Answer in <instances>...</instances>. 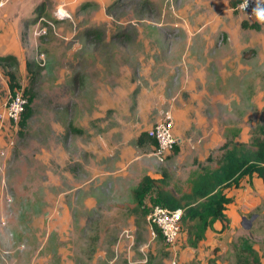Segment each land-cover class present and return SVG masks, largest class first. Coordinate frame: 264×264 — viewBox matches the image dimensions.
Instances as JSON below:
<instances>
[{
  "label": "rangeland",
  "instance_id": "obj_1",
  "mask_svg": "<svg viewBox=\"0 0 264 264\" xmlns=\"http://www.w3.org/2000/svg\"><path fill=\"white\" fill-rule=\"evenodd\" d=\"M64 1L0 6V20L26 34L7 53L17 63L0 62V264H234L242 240L264 261L261 180L243 177L226 227L196 246L184 226L167 246L123 206L151 167L182 187L198 163L220 155L229 127L244 141L264 137V22L228 0ZM27 59L42 67L35 79ZM8 68L30 98L24 126L4 115ZM175 111L190 124L175 130L181 140L163 160L136 146V132L167 113L175 124ZM131 151L151 167L135 171Z\"/></svg>",
  "mask_w": 264,
  "mask_h": 264
},
{
  "label": "trees",
  "instance_id": "obj_2",
  "mask_svg": "<svg viewBox=\"0 0 264 264\" xmlns=\"http://www.w3.org/2000/svg\"><path fill=\"white\" fill-rule=\"evenodd\" d=\"M240 0H228L232 8ZM45 3L41 2L35 9L39 14L44 9ZM27 21V19H26ZM242 21V25H246ZM258 28L257 23L250 24ZM0 62H6L10 66L17 63V57L13 54L0 55ZM26 69L35 79L42 69L35 60L25 61ZM4 67V66H3ZM5 68V67H4ZM8 76V87L10 92L20 88L16 73L11 68L5 69ZM27 95L26 93L24 94ZM21 114L18 124L24 126L28 116V100ZM231 131V137L227 138L220 146L221 153L215 158L211 153L206 157L207 163H198L192 169L182 187H175L171 184V174L165 167L161 168V176L152 177L144 174L131 191V200L124 203L135 219L145 218L150 207L155 204L170 209L182 208L181 226H184L187 233V242L196 246L204 238L205 232L213 228L216 220L222 222V229L228 222L227 205L232 197L227 195L226 189L240 185L243 177H259L264 183V137H255L251 141L238 139L239 128H227ZM138 145L154 144L147 131H141L136 137ZM149 197L150 206L144 202ZM156 236L163 239L162 232L156 225H153ZM238 259L234 264H264L258 251L246 240H242L237 248Z\"/></svg>",
  "mask_w": 264,
  "mask_h": 264
},
{
  "label": "built area",
  "instance_id": "obj_3",
  "mask_svg": "<svg viewBox=\"0 0 264 264\" xmlns=\"http://www.w3.org/2000/svg\"><path fill=\"white\" fill-rule=\"evenodd\" d=\"M5 0H0V6ZM236 9H239L250 19H258V14L264 13V0H240L236 4ZM27 103V97L22 90L11 92L4 107V115L11 120L15 125H18L21 114ZM147 134L154 139L155 150L154 154L159 160H163L170 151L173 150L177 143V136L173 130L172 116L167 113L164 118L147 130ZM182 208L170 209L165 206L155 204L150 207L146 214V219L150 224L152 233L156 234L153 225H156L163 234V240L169 247H174V242L179 236L181 228ZM170 264H176L173 259Z\"/></svg>",
  "mask_w": 264,
  "mask_h": 264
},
{
  "label": "crops",
  "instance_id": "obj_4",
  "mask_svg": "<svg viewBox=\"0 0 264 264\" xmlns=\"http://www.w3.org/2000/svg\"><path fill=\"white\" fill-rule=\"evenodd\" d=\"M54 3L58 2V7H62V5L65 3L64 0H53ZM5 4V2H4ZM2 7V6H1ZM4 17H8V14H4L3 15ZM28 19V17L24 18L23 21H22V26L23 24H25V20ZM24 34L23 31L21 32V25H18L17 27L14 26L13 24H8L5 20H0V55L1 54H7V53H13V52H16V50L19 49V47L21 48V39H24ZM10 37H13V39H9ZM209 41L210 43V40H207ZM208 43V45H209ZM18 55V54H17ZM19 56V55H18ZM174 121H175V124L173 122V130H174V133L177 132V134H180L182 133V131L184 132L185 130L187 131V127L189 126L190 122H189V119L187 118V116H185V112H174ZM149 127V126H148ZM148 127L143 130V131H146L148 129ZM175 130H177L175 132ZM139 132V131H138ZM141 132V130H140ZM139 132V133H140ZM139 133H135L134 134V140H135V143H136V137ZM179 137V136H178ZM177 137V142H180L181 138L178 139ZM238 138V137H237ZM145 145H149L147 147H153L155 148V143L154 144H151V143H147V144H143V145H138L136 143V146L141 148V147H144ZM149 150V149H147ZM139 156V157H138ZM141 155H137V153H133V151H131L130 153H127L126 152V157L129 159H131V163L134 162V161H137V164L138 166H132V168H134L135 171H139V170H142L143 167L146 165V164H150V162L145 158V157H140ZM139 159V160H137ZM142 159V160H141ZM118 164H124L122 161H119ZM147 167L150 166V165H146ZM145 166V167H146ZM151 167V166H150ZM161 171V170H160ZM145 173L144 174H148L152 177H159L161 176V172L158 174V175H154V173H152V167L151 169L149 170H146L144 171ZM144 174L138 176V178H141ZM247 178V177H246ZM253 179H257V180H261L259 177L257 176H253ZM139 180V179H138ZM137 180V181H138ZM262 181V180H261ZM137 183V182H136ZM241 183V182H240ZM236 189V186H232L230 188H227L226 189V193L227 195L231 196L233 194V190ZM131 191V189H130ZM130 200H131V195H130ZM232 201H230L227 205V207L230 205ZM228 209V208H227ZM217 222L220 223L219 226H217ZM215 226V229H217L216 227H218L219 229L222 228V222L219 221V220H216L213 224V227ZM211 229V228H209ZM224 229V228H223ZM208 230V229H207ZM206 230V231H207Z\"/></svg>",
  "mask_w": 264,
  "mask_h": 264
},
{
  "label": "clouds",
  "instance_id": "obj_5",
  "mask_svg": "<svg viewBox=\"0 0 264 264\" xmlns=\"http://www.w3.org/2000/svg\"><path fill=\"white\" fill-rule=\"evenodd\" d=\"M258 19H259L261 22H264V13H260V14H258Z\"/></svg>",
  "mask_w": 264,
  "mask_h": 264
},
{
  "label": "bare ground",
  "instance_id": "obj_6",
  "mask_svg": "<svg viewBox=\"0 0 264 264\" xmlns=\"http://www.w3.org/2000/svg\"><path fill=\"white\" fill-rule=\"evenodd\" d=\"M62 12H63V11H62ZM62 12H61V13H62ZM62 14H63V13H62Z\"/></svg>",
  "mask_w": 264,
  "mask_h": 264
}]
</instances>
